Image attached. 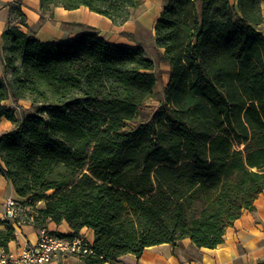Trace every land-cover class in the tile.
Here are the masks:
<instances>
[{"label": "trees", "instance_id": "16d2710c", "mask_svg": "<svg viewBox=\"0 0 264 264\" xmlns=\"http://www.w3.org/2000/svg\"><path fill=\"white\" fill-rule=\"evenodd\" d=\"M39 6L84 7L120 26L140 2ZM154 45L168 80L157 108L135 122L158 80L141 46L95 31L56 44L15 26L1 35L0 120L14 129L0 136V176L30 205L44 203L36 230L65 222L93 232L85 264L182 239L214 249L264 191V0H167ZM7 100L32 112L17 120ZM14 240L0 220V249Z\"/></svg>", "mask_w": 264, "mask_h": 264}, {"label": "crops", "instance_id": "0c3cea01", "mask_svg": "<svg viewBox=\"0 0 264 264\" xmlns=\"http://www.w3.org/2000/svg\"><path fill=\"white\" fill-rule=\"evenodd\" d=\"M138 1L140 6L134 13L138 9L141 13L137 22L139 21L142 26H147L148 21H153L151 27L154 42V26L167 0ZM229 1L231 4L236 3V0ZM17 9L23 17V25L18 22V18L15 16ZM128 23L129 21L115 26L107 18L94 14L84 7L70 11L61 7H52L50 11L43 14L40 10L39 0H0V41L2 33L9 26H15L23 33L31 34L35 39L46 44H56L59 41L70 40L84 32L95 31L109 44L136 48L140 45L125 42L118 35L122 31L127 34L134 32V24L128 25ZM116 29H118L117 32ZM160 52L162 53V50ZM2 73L0 53V77ZM3 105L15 108L17 120L32 112L30 103L25 100L18 101L16 105L11 100H7ZM13 129L14 124L5 119L0 120V136ZM7 198L21 199L15 194L11 184L0 176V219L1 205ZM43 206V202L37 204V208ZM45 226L49 231L61 236L73 233L65 222L59 224L47 222ZM36 232V228L32 225L18 228L15 232V240L8 244L7 249L14 250L23 242L34 243ZM78 233L84 234L91 241L94 239L93 232L87 228H82ZM49 264L85 263L78 258L57 257ZM104 264H264V191L255 200L252 211H243L233 225L225 229L223 242L214 249L197 248L190 240L182 239L175 246L161 244L147 247L138 258L132 254H126L120 257L117 262Z\"/></svg>", "mask_w": 264, "mask_h": 264}, {"label": "built area", "instance_id": "2783aa9c", "mask_svg": "<svg viewBox=\"0 0 264 264\" xmlns=\"http://www.w3.org/2000/svg\"><path fill=\"white\" fill-rule=\"evenodd\" d=\"M36 207L25 199L7 198L1 205V219L10 223L15 232L32 225ZM93 255L92 241L84 234L58 235L42 227L36 232L34 243L23 242L14 250L0 249V264H49L54 258H78Z\"/></svg>", "mask_w": 264, "mask_h": 264}, {"label": "rangeland", "instance_id": "374dc122", "mask_svg": "<svg viewBox=\"0 0 264 264\" xmlns=\"http://www.w3.org/2000/svg\"><path fill=\"white\" fill-rule=\"evenodd\" d=\"M138 9L137 12H133L131 19L129 20L128 25L134 24V32L127 34L125 32L118 33L121 39L125 42L137 43L139 44L145 51V56L152 60L155 64V73L158 77L155 89L154 96L150 99L145 107L139 110L135 122H142L149 118L150 114L157 108L160 100L162 99L163 89L167 81V72L168 67L166 64L159 63L157 61V56L161 53L160 50L155 48L152 36V20L148 21L147 26H142L140 22H137L139 14L141 11ZM116 32L118 29L115 30ZM31 113V112H30ZM133 125L131 123H127L126 127L131 128Z\"/></svg>", "mask_w": 264, "mask_h": 264}]
</instances>
